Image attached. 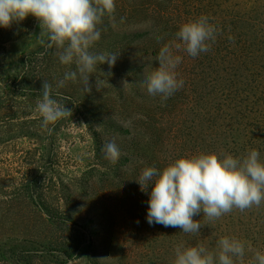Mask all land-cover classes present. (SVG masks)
Returning a JSON list of instances; mask_svg holds the SVG:
<instances>
[{
  "label": "rangeland",
  "instance_id": "1",
  "mask_svg": "<svg viewBox=\"0 0 264 264\" xmlns=\"http://www.w3.org/2000/svg\"><path fill=\"white\" fill-rule=\"evenodd\" d=\"M225 5L231 19L232 0H115V12L98 25L101 37L90 51L117 59L111 69L96 66L90 93L79 77L56 88L76 66L59 62L35 17L0 27V264H101L102 257L117 259L103 264H173L177 245L196 246L192 234L147 222L152 186L142 191L136 181L144 167L163 169L198 149L208 153L207 143L230 128L223 112L215 121L208 114L216 112L213 99H220L209 86L217 78L204 58L208 52L193 58L176 48L183 23L204 15L217 25ZM176 19L180 26L174 29ZM163 24L175 34L165 38ZM165 45L182 57L176 72L185 79V99L169 110L179 128L171 125L166 134L159 130L162 96H149L141 86ZM43 80L52 84V98L72 111L49 125L51 135L36 111ZM113 139L121 150L115 164L101 152ZM248 210L211 221L202 213L193 217L212 227L209 250L219 238L232 237L235 220L254 231L262 225L264 233V207Z\"/></svg>",
  "mask_w": 264,
  "mask_h": 264
},
{
  "label": "clouds",
  "instance_id": "2",
  "mask_svg": "<svg viewBox=\"0 0 264 264\" xmlns=\"http://www.w3.org/2000/svg\"><path fill=\"white\" fill-rule=\"evenodd\" d=\"M115 0H0V27L9 28L28 16L35 17L48 35V47H55L62 65L75 64V71H67L58 80L56 88H62L67 81L75 83L77 78L90 93L91 73L98 64L107 63L111 69L117 56L90 51L99 41L101 31L98 25L105 16L115 12ZM217 36L216 27L207 16L183 23L176 33L182 49L195 58L210 50ZM155 61L158 66L149 65L144 71L141 86L149 96L160 95L170 98L184 85L178 79L176 68L182 57L174 55L172 49L163 46ZM111 73L109 72L108 75ZM128 82H123L127 88ZM98 90V89H97ZM41 97L36 101V111L41 119V128L49 135L62 119L72 116V111L53 97V86L44 81ZM59 96V91L56 92ZM104 158L111 164L118 162L121 150L116 141H106L101 149ZM144 191L151 185L148 199L147 222L164 227L179 228L186 234H195L203 227L193 217L203 214L207 220H217L234 209L241 212L264 203V161L258 150L252 149L243 157L225 154L223 158L214 152L182 156L168 163L163 169L144 167L136 181ZM173 264H245V243L236 237H221L215 250L203 244L175 247ZM104 261H117L102 257ZM249 264H264V252L254 250Z\"/></svg>",
  "mask_w": 264,
  "mask_h": 264
},
{
  "label": "trees",
  "instance_id": "3",
  "mask_svg": "<svg viewBox=\"0 0 264 264\" xmlns=\"http://www.w3.org/2000/svg\"><path fill=\"white\" fill-rule=\"evenodd\" d=\"M262 2L263 0H248L242 3L240 0H232L231 19L228 18L231 14L229 8L225 5L223 18L214 25L222 30L217 33L215 42L204 56L206 60L212 62L210 70L213 77L217 78L208 85H212L220 97L213 99L216 112L208 111V114L210 119L215 121L223 112L227 117L224 122H228L226 124L230 127L225 129L220 140L207 143L208 153L214 152L221 158L225 154L243 157L249 150L255 149L259 151L261 161H264V3ZM211 7L212 5L209 6ZM179 26V21L176 19L174 29ZM162 27V31L166 34L165 38L174 31L170 28L172 27L170 24H163ZM202 72L205 74V71ZM178 79L185 81L180 73ZM183 90L185 83L170 98L160 100L162 118L159 121V130L165 134L174 126L179 128V123L173 125L174 116L169 110L174 109L175 100L184 98ZM180 133H174L173 138L180 139ZM180 148L183 149V146ZM197 153L199 149L195 150L193 155ZM260 207H264V203ZM236 213L240 212L232 211V216ZM241 220L243 219L232 222V237L245 243L244 261L245 264H249L254 250L264 252V233L259 229L262 225L257 227L258 231H254L245 225L241 226ZM200 222L203 227L198 233L192 234L194 245L203 244L209 249L212 246L209 240V231L210 229L212 231V227L202 223L203 221ZM253 233L262 234V237L250 238ZM215 246L216 244L213 247Z\"/></svg>",
  "mask_w": 264,
  "mask_h": 264
}]
</instances>
